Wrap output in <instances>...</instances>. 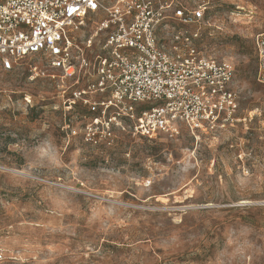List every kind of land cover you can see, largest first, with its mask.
<instances>
[{
  "label": "rangeland",
  "instance_id": "374dc122",
  "mask_svg": "<svg viewBox=\"0 0 264 264\" xmlns=\"http://www.w3.org/2000/svg\"><path fill=\"white\" fill-rule=\"evenodd\" d=\"M211 4L196 45L239 97L223 129L143 137L74 103L86 78L42 54L0 69V264H264V0Z\"/></svg>",
  "mask_w": 264,
  "mask_h": 264
},
{
  "label": "built area",
  "instance_id": "2783aa9c",
  "mask_svg": "<svg viewBox=\"0 0 264 264\" xmlns=\"http://www.w3.org/2000/svg\"><path fill=\"white\" fill-rule=\"evenodd\" d=\"M211 8V0H0V69L42 54L64 78H86L74 103L131 122L143 137L223 129L237 121L239 97L234 65L196 45ZM90 16L83 43L77 33ZM255 53L264 84V32Z\"/></svg>",
  "mask_w": 264,
  "mask_h": 264
}]
</instances>
